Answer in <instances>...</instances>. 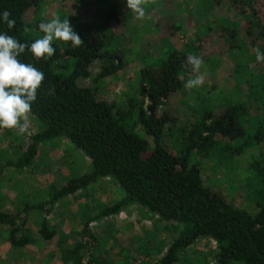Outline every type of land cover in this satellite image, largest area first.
<instances>
[{
    "label": "trees",
    "instance_id": "trees-1",
    "mask_svg": "<svg viewBox=\"0 0 264 264\" xmlns=\"http://www.w3.org/2000/svg\"><path fill=\"white\" fill-rule=\"evenodd\" d=\"M42 1L0 0V11L8 10L10 18L16 21L11 30L6 23H0V32L26 44L42 38L44 33L39 28ZM221 1L200 0L196 25ZM258 1L259 8L255 6ZM230 2L242 17L246 39L252 45L259 42L258 50L264 53V0ZM31 10L37 15L27 23L25 16ZM58 19H68L83 44L73 48L70 42L54 40L52 46L56 51L47 59H34L27 48L18 57L21 63H30L44 73L36 101L27 114L38 122L40 130L26 138L25 150L17 153L16 160L0 163V181L8 170L22 173L31 168L42 146L56 140L67 141L74 150L82 152L90 161V169L69 179L60 189L49 185L29 194L21 191L11 209L0 211L2 236L7 245L16 251L33 243L28 226L35 215L43 216L36 225L42 241L53 240L58 234L50 229L48 218L54 215L56 205L77 193L84 196L100 181L108 179L118 185L123 197L112 204L98 205V212L84 208L79 211V230L58 239L62 264H83L87 253L89 257L84 264H210V260L212 264H264L262 160L250 162L244 187L248 208H256L254 212L237 207L206 186L201 167L194 162L196 158L213 157L220 162L228 157L232 160L258 146L264 138V75H250L245 82L248 89L245 97L263 104L261 116L253 118L250 105L242 97L241 101L222 97L219 109L205 100L186 125L176 128L175 118L165 112L159 114L158 110L170 96L184 89L189 71L187 57L196 55L199 38L182 51L164 42L156 61L137 72L126 100L118 101L102 96L97 88L98 83L125 69L129 52L120 47L121 38L114 31L115 26L121 25L118 11L109 8L101 15L91 12L88 18L81 13L61 14ZM231 26L236 28L216 22L206 27L225 33ZM33 29L35 35L30 32ZM172 30L177 32L180 26L175 24ZM232 36L236 38L237 34L233 31ZM96 64L100 72L92 78L91 68ZM239 71L242 67L237 65ZM89 80L93 86L87 83ZM254 121L258 124L256 131ZM251 129L254 135L248 137ZM218 136L236 142L235 149L220 143ZM175 139L177 142L173 144ZM132 207L141 208L161 221L167 237L155 245L148 239L137 238L133 251L120 247L103 249L102 240L92 234L90 226L115 218ZM111 226L107 225L106 235L115 232ZM204 241L212 243L215 250L208 254L196 252L200 257L193 261L188 250Z\"/></svg>",
    "mask_w": 264,
    "mask_h": 264
},
{
    "label": "rangeland",
    "instance_id": "rangeland-1",
    "mask_svg": "<svg viewBox=\"0 0 264 264\" xmlns=\"http://www.w3.org/2000/svg\"><path fill=\"white\" fill-rule=\"evenodd\" d=\"M230 1L222 0L219 6L207 13L205 18L203 16L204 19L196 25L197 18H200L196 10L200 0H164L163 2L143 0L142 18H137L127 9L125 0H43L41 3L43 18L39 25L45 20L57 19L61 14L74 16L81 13L88 18L91 12L101 15L109 8L116 9L121 25L115 26L114 31L121 38L120 47L129 53L126 57L125 69L116 76L108 77L98 83L97 88L102 96L118 101L126 100V93L130 91L137 72L156 61L162 52L164 42L182 51L188 43L199 38V47L194 56L201 59L202 64L197 71H193L192 66L189 65L185 84L197 76L203 78V84L191 89L184 84V89L170 96L158 110L159 114L165 112L171 118H175V127L180 128L191 120L195 111L202 108L205 100L210 106H214V109H219L223 101L219 98L222 97L229 101L242 97V101L250 105L249 110L253 118L263 114L264 107L260 100L252 102V99L245 97L248 93L245 82L250 75H264V59H257L260 43L252 45L246 39L242 17ZM260 5L259 1L255 4L258 8ZM36 15L33 10L27 12L26 22L31 23ZM211 22H216L218 25L232 24L236 28L231 26L225 33L218 28L208 30L206 26ZM175 24L180 26L177 32L172 30ZM34 30L30 31L32 35L36 33ZM233 31L237 34L236 38L231 37ZM237 65L242 67V71L237 72ZM99 72L100 67L96 64L91 68L92 78H95ZM87 83L93 86L92 80ZM253 123L256 131L258 124L256 121ZM262 125L264 127V124ZM39 130L38 122L28 115L15 128H0V163L3 164L7 159L16 160L17 153L25 150L26 138ZM253 135L254 131L251 129L247 136ZM217 139L220 143L228 144L235 149L236 142L233 144L221 136ZM176 142V139L172 141L173 144ZM228 158L222 162L214 157L196 158L194 162L201 167L206 186L214 189L237 207L256 211V208H248L244 187L250 162L257 159L264 163V138H261L255 148L245 151L232 160ZM89 169L90 161L82 152L74 150L67 141L56 140L42 146L31 168L25 169L22 173L8 170L3 174L0 181V211L11 209V203L15 202V197L21 191L29 194L43 190L49 185L61 188L66 181L84 175ZM123 194L117 184L105 179L88 190L84 196L82 193H77L74 197L61 200L55 207L54 215L48 218L50 229H55L58 236L52 241H42L36 225L43 216H32L28 230L33 243L16 251L7 245L2 236L4 228L0 225V264H62L58 239L60 235L67 236L71 231L79 230L80 218L77 217L79 211L84 208L88 212H98V205L117 202ZM59 214L61 216H58ZM108 224H112L111 227L115 231L114 233L112 231V236L105 234ZM90 230L97 239L102 240L100 246L106 250L120 247L133 251L137 238L148 239L152 245H155L168 235L164 232L161 221L137 207H132L115 218L105 219L102 223H93ZM214 250L215 246L212 243L204 241L190 248L188 255L195 261L200 256L194 253L208 254ZM84 257L83 264L89 257L88 253ZM212 263L213 260H210V264Z\"/></svg>",
    "mask_w": 264,
    "mask_h": 264
},
{
    "label": "clouds",
    "instance_id": "clouds-1",
    "mask_svg": "<svg viewBox=\"0 0 264 264\" xmlns=\"http://www.w3.org/2000/svg\"><path fill=\"white\" fill-rule=\"evenodd\" d=\"M125 2L127 9L137 18L143 17V0H125ZM10 17L11 13L8 10L0 11V23H6L9 30L16 24L15 19ZM39 28L44 35L31 44L21 43L14 37L0 32V128L11 129L20 124V121L30 112L37 98V90L44 80L43 72L30 63L25 64L18 60L25 49L27 48L34 59L40 60L53 56L56 51L52 46L54 40L70 42L73 48L83 44L68 19H53L50 22L41 23ZM257 59H264V53L257 50ZM187 63L192 66L193 71H197L202 61L196 56L189 55ZM201 84H203V78L197 76L188 80L185 87L191 89Z\"/></svg>",
    "mask_w": 264,
    "mask_h": 264
},
{
    "label": "crops",
    "instance_id": "crops-1",
    "mask_svg": "<svg viewBox=\"0 0 264 264\" xmlns=\"http://www.w3.org/2000/svg\"><path fill=\"white\" fill-rule=\"evenodd\" d=\"M3 176V175H2ZM2 178V177H1ZM57 188V187H56ZM57 189H60V188H57ZM50 224V223H49ZM30 226H28V228H29ZM58 233V232H57ZM71 233V232H70ZM67 235H69V234H67ZM52 241V240H51Z\"/></svg>",
    "mask_w": 264,
    "mask_h": 264
}]
</instances>
